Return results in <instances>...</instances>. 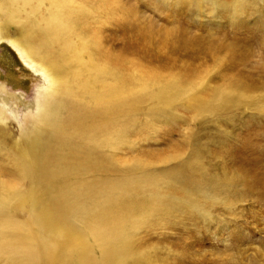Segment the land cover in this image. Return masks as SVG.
<instances>
[{
	"label": "rangeland",
	"instance_id": "obj_1",
	"mask_svg": "<svg viewBox=\"0 0 264 264\" xmlns=\"http://www.w3.org/2000/svg\"><path fill=\"white\" fill-rule=\"evenodd\" d=\"M257 1L253 12L254 0H58L57 50L67 48L63 59H71L74 44L83 45L90 61L67 91L99 118L83 134L87 144L102 143L105 159L91 168L104 175L94 178L124 183L118 205L134 217L127 237L142 258L126 264H264ZM46 7L40 17H49ZM8 43L0 40V130L17 138L37 123L45 86ZM93 68L103 81L89 76ZM83 83L120 103L93 107ZM237 96L229 112L216 111ZM10 151L0 137V195L28 187ZM79 172L69 169L68 185L88 176Z\"/></svg>",
	"mask_w": 264,
	"mask_h": 264
},
{
	"label": "bare ground",
	"instance_id": "obj_2",
	"mask_svg": "<svg viewBox=\"0 0 264 264\" xmlns=\"http://www.w3.org/2000/svg\"><path fill=\"white\" fill-rule=\"evenodd\" d=\"M259 2L254 0L253 12L257 6L260 11ZM45 4L49 17H40ZM243 4L248 6V0H241ZM60 9L58 0H0V40H8L22 60L41 74L45 86L32 128L25 125L17 138L0 130L17 169L28 181V187L0 195V264L138 262L142 257L136 258L127 237L134 217L118 205L124 183L118 178H94L104 175L91 168L105 159L102 143L83 140L84 131L92 130L99 118L88 115L78 96L67 91L69 81L78 82L79 71L89 68L90 61L84 58L83 45L74 44L78 53L71 59H63L67 48L57 50ZM61 60L65 61L60 64ZM88 74L97 82L104 80L96 68ZM93 89L83 83L81 90L97 101L93 107L105 110L120 103L119 98L107 101L105 90ZM237 99L220 101L216 111L229 112ZM63 106L70 111L62 116ZM72 167L88 176H77L70 186ZM131 207L126 208L131 211Z\"/></svg>",
	"mask_w": 264,
	"mask_h": 264
}]
</instances>
